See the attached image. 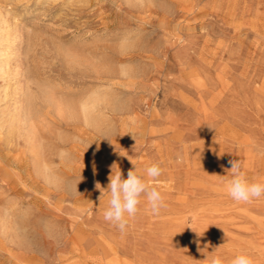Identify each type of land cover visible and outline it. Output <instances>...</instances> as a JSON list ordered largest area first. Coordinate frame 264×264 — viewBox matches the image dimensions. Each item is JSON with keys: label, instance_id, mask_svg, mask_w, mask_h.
I'll list each match as a JSON object with an SVG mask.
<instances>
[{"label": "rangeland", "instance_id": "1", "mask_svg": "<svg viewBox=\"0 0 264 264\" xmlns=\"http://www.w3.org/2000/svg\"><path fill=\"white\" fill-rule=\"evenodd\" d=\"M0 9V264H206L213 250L264 264V196L225 190L233 160L264 182V0ZM95 91L105 100L87 123L80 102ZM156 162L167 207L153 215L142 196L122 233L103 219L112 165L126 179Z\"/></svg>", "mask_w": 264, "mask_h": 264}, {"label": "clouds", "instance_id": "2", "mask_svg": "<svg viewBox=\"0 0 264 264\" xmlns=\"http://www.w3.org/2000/svg\"><path fill=\"white\" fill-rule=\"evenodd\" d=\"M230 163L231 168L228 171H230L231 176L225 180V190L231 199L236 202L248 203L264 196V182H249L242 171L239 160H233ZM113 166L118 168L115 173L112 171ZM133 166L125 179L119 167L113 164L109 176L110 182L107 189H103L108 195L103 219L122 233L126 231L130 220L138 214L142 196L146 198L147 209L153 215H159L161 210L167 207L164 194L153 183L163 173L160 162L152 163L143 173L134 164ZM96 187L101 189L99 183ZM197 244L198 250L202 251L198 242ZM205 262L206 264H225V260L220 255L215 254L214 250L210 257H206ZM228 264H255V261L251 255L240 253L232 258Z\"/></svg>", "mask_w": 264, "mask_h": 264}, {"label": "bare ground", "instance_id": "3", "mask_svg": "<svg viewBox=\"0 0 264 264\" xmlns=\"http://www.w3.org/2000/svg\"><path fill=\"white\" fill-rule=\"evenodd\" d=\"M0 30H3V31H6L4 29L7 28V21L6 19L4 18L2 12H1V9H0ZM5 27V28H4ZM8 30V29H7ZM2 33V32H1ZM4 40L8 39L9 37V34H8V31L4 32V35L2 36ZM13 43V42H12ZM6 49H7V46H6ZM4 51H7V50H4ZM5 53V52H4ZM6 54V53H5ZM4 54V55H5ZM65 54V53H64ZM67 56L70 57V62H74V59L72 57V55L69 54V52L67 51ZM8 55V54H7ZM2 56V55H1ZM66 59V58H65ZM72 60V61H71ZM75 62H76V59H75ZM74 62V63H75ZM78 63V62H76ZM9 66H10V58L5 56L4 58L0 59V77H8V72H9ZM26 68V67H25ZM125 72V71H123ZM8 75V76H7ZM5 77V78H6ZM27 88V87H26ZM40 88V87H39ZM52 88V87H51ZM28 89V88H27ZM42 90V89H41ZM28 91V90H26ZM29 92V91H28ZM45 92V90H44ZM26 93V92H25ZM27 94V93H26ZM29 94V93H28ZM46 95H47V92H46ZM1 96V95H0ZM31 96V95H30ZM46 97V96H45ZM109 97V96H107ZM35 98V97H34ZM1 99V98H0ZM49 103L51 104L52 101H51V97H47ZM45 99V100H47ZM105 100V96H104V93H102L101 91H95V92H92L90 94H88V96L86 98H84L81 102H80V111L82 113V117L84 120L82 121H85L87 123H94L97 121L98 117H97V113L98 112V107L101 106L102 103H104L103 101ZM31 102V101H30ZM26 104V103H25ZM32 104V103H31ZM115 104V103H114ZM103 105V104H102ZM26 108V107H25ZM106 108V107H105ZM22 110V109H21ZM24 111V110H23ZM22 111V112H23ZM32 113V112H31ZM100 113V112H99ZM24 116L22 117H26V118H29L28 117V112L27 111H24ZM100 115V114H99ZM101 117V116H100ZM28 120V119H27ZM28 131V130H27ZM29 133V132H28ZM27 133V134H28ZM41 158V157H40ZM8 224V223H7Z\"/></svg>", "mask_w": 264, "mask_h": 264}]
</instances>
